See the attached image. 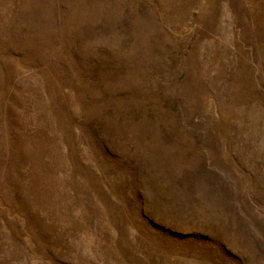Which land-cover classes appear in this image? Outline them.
Here are the masks:
<instances>
[{"label":"rangeland","instance_id":"374dc122","mask_svg":"<svg viewBox=\"0 0 264 264\" xmlns=\"http://www.w3.org/2000/svg\"><path fill=\"white\" fill-rule=\"evenodd\" d=\"M0 264H264V0H0Z\"/></svg>","mask_w":264,"mask_h":264}]
</instances>
